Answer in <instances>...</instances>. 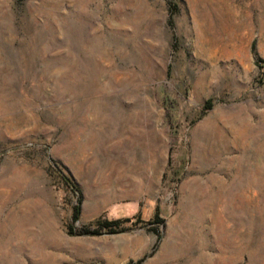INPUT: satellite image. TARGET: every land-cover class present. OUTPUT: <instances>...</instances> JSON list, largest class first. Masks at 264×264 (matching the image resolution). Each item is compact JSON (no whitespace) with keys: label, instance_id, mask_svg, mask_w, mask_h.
Segmentation results:
<instances>
[{"label":"rangeland","instance_id":"rangeland-1","mask_svg":"<svg viewBox=\"0 0 264 264\" xmlns=\"http://www.w3.org/2000/svg\"><path fill=\"white\" fill-rule=\"evenodd\" d=\"M263 64L264 0H0V264H264Z\"/></svg>","mask_w":264,"mask_h":264},{"label":"trees","instance_id":"trees-1","mask_svg":"<svg viewBox=\"0 0 264 264\" xmlns=\"http://www.w3.org/2000/svg\"><path fill=\"white\" fill-rule=\"evenodd\" d=\"M210 106H211V102L209 100H207L205 105H204V107L205 108H209ZM77 212H78V209L76 208L75 209V214H77ZM118 222H119V220H117V219H115V220H105L104 221V225L105 226H111L113 224H117Z\"/></svg>","mask_w":264,"mask_h":264},{"label":"built area","instance_id":"built-area-1","mask_svg":"<svg viewBox=\"0 0 264 264\" xmlns=\"http://www.w3.org/2000/svg\"><path fill=\"white\" fill-rule=\"evenodd\" d=\"M261 71L264 72V64L261 66Z\"/></svg>","mask_w":264,"mask_h":264}]
</instances>
